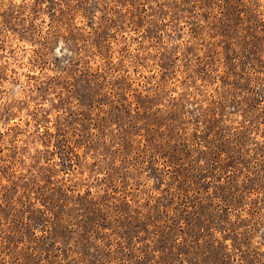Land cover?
<instances>
[{"label": "rangeland", "instance_id": "1", "mask_svg": "<svg viewBox=\"0 0 264 264\" xmlns=\"http://www.w3.org/2000/svg\"><path fill=\"white\" fill-rule=\"evenodd\" d=\"M133 243L264 264V0H0V264Z\"/></svg>", "mask_w": 264, "mask_h": 264}, {"label": "trees", "instance_id": "2", "mask_svg": "<svg viewBox=\"0 0 264 264\" xmlns=\"http://www.w3.org/2000/svg\"><path fill=\"white\" fill-rule=\"evenodd\" d=\"M165 156V155H164ZM163 156V157H164ZM166 157V156H165ZM222 157V156H221ZM69 164H71V159H70V161H69ZM228 166H231L230 164H227ZM71 166V165H70ZM238 171V170H237ZM175 172H177L178 174H180V168L178 169L177 168V166H176V169H175ZM219 174V172L216 174V176H219L218 175ZM226 177H230V175H229V173L227 174V176H225V178ZM206 177L204 176V179H205ZM222 178L223 177H221V179H219V181H221L222 180ZM206 184H211V181L210 180H207V183ZM254 184V183H253ZM219 187H221L222 189H223V186H219ZM113 188H115V187H113ZM208 188H210V186H208ZM246 188V190H248V191H251V190H254V185H251V186H248V187H245ZM260 188V187H259ZM209 190V189H208ZM224 190H225V187H224ZM76 197H78L79 199H80V197H86V196H76ZM159 197V196H158ZM214 198H218L220 201H222V202H227V199H226V197H224V195H218V194H216V195H214ZM86 199V198H85ZM158 200H159V198H153V199H151V201H154V203H153V207H157L158 206ZM127 203V202H126ZM163 203H161V205H162ZM186 204V203H185ZM230 204H233V206H240L241 207V205H239L240 204V202H238V201H236V198L234 197V199H233V203H230ZM148 206V205H147ZM146 206V207H147ZM188 206V205H187ZM233 206H228L227 207V211L229 212L232 208L231 207H233ZM139 219H140V217H139ZM96 222V221H95ZM107 225V224H113V223H109V222H107V223H96V225ZM184 229V227L182 226V224H181V226H180V228H179V230H183ZM148 230H146V229H143V233H144V239L145 240H147L148 239V232H147ZM107 238V237H106ZM138 238V235H135L134 236V239H137ZM148 243V242H147ZM83 246L84 247H87V245H85V244H83ZM94 247V246H93ZM119 247L120 248H122L123 249V253H125V255H126V257H130V258H134V260H135V262H136V264H151V263H153V264H166V263H164L163 261H161L160 260V258L162 257V255H165L166 254V248H168V247H164V246H159V247H156L155 248V246L154 245H152V244H149V248H154L153 249V251L154 252H152V258L151 259H148V251H145V250H143L138 244H135V243H133L131 246H125V245H122L121 246V244H119ZM148 247V246H147ZM222 247H224L228 252H229V255H231L232 256V258H234V255H233V253L231 252V249H230V247H229V245H227V244H224V245H222ZM186 248V249H185ZM173 249H177V254H176V260H177V262H178V264L179 263H181V264H185V261L184 260H186L187 259V257H183V255L184 254H186L185 252V250H187V247H183L182 249H183V252L181 251H178V250H181L180 249V244L178 245H175V246H173ZM68 252H70L69 254V256H71V255H76V257H78L77 259H81V257L83 258V254H84V252L85 251H79L78 250V247H76L75 245H69L68 246ZM86 253V252H85ZM113 253V252H112ZM117 253H120V251H118ZM139 253V254H138ZM172 254H174L175 255V252H173ZM224 257H228L229 255H228V253H225V254H222ZM59 256H60V254H59ZM173 256V255H172ZM63 258H61V260L60 261H58L57 262V264H67V263H65L64 262V259L62 260ZM188 260V259H187ZM76 261V260H75ZM78 261V260H77ZM99 261V259H96V261H89V264H97V262ZM171 261V260H170ZM69 264V263H68Z\"/></svg>", "mask_w": 264, "mask_h": 264}]
</instances>
